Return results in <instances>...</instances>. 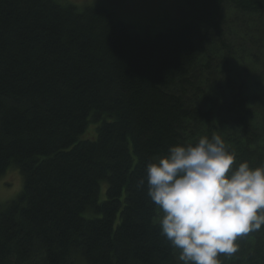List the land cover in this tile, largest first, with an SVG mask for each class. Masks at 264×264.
Listing matches in <instances>:
<instances>
[{"label": "trees", "instance_id": "obj_1", "mask_svg": "<svg viewBox=\"0 0 264 264\" xmlns=\"http://www.w3.org/2000/svg\"><path fill=\"white\" fill-rule=\"evenodd\" d=\"M178 4L151 36L102 6L0 0V177L22 179L0 264H183L146 165L214 134L264 165V0ZM237 243L222 264H264V225Z\"/></svg>", "mask_w": 264, "mask_h": 264}, {"label": "clouds", "instance_id": "obj_2", "mask_svg": "<svg viewBox=\"0 0 264 264\" xmlns=\"http://www.w3.org/2000/svg\"><path fill=\"white\" fill-rule=\"evenodd\" d=\"M221 136L176 144L146 165L150 201L159 209L160 234L183 264H222L238 238L264 225V165H235Z\"/></svg>", "mask_w": 264, "mask_h": 264}, {"label": "rangeland", "instance_id": "obj_3", "mask_svg": "<svg viewBox=\"0 0 264 264\" xmlns=\"http://www.w3.org/2000/svg\"><path fill=\"white\" fill-rule=\"evenodd\" d=\"M61 1L72 2L78 7L88 5L105 7L114 14L116 19L130 25L135 33H146L151 36L173 26L179 12L178 0ZM14 171H8L0 177V205L15 199L22 191L21 176Z\"/></svg>", "mask_w": 264, "mask_h": 264}]
</instances>
